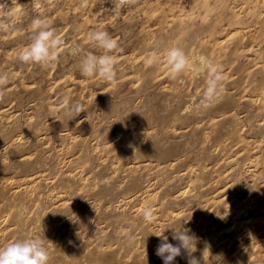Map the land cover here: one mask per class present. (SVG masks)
Listing matches in <instances>:
<instances>
[{
  "label": "rangeland",
  "instance_id": "rangeland-1",
  "mask_svg": "<svg viewBox=\"0 0 264 264\" xmlns=\"http://www.w3.org/2000/svg\"><path fill=\"white\" fill-rule=\"evenodd\" d=\"M82 3L0 0V148L22 136L0 149V247L35 237L49 264H164L154 234L175 245L168 228L183 226L201 264L206 244L219 264H264V0ZM37 17L65 41L48 69L17 59ZM98 29L118 41L115 83L83 77L68 52L103 54ZM172 47L223 69L213 107H198L205 76L169 78ZM65 98L86 111L69 121Z\"/></svg>",
  "mask_w": 264,
  "mask_h": 264
},
{
  "label": "clouds",
  "instance_id": "clouds-1",
  "mask_svg": "<svg viewBox=\"0 0 264 264\" xmlns=\"http://www.w3.org/2000/svg\"><path fill=\"white\" fill-rule=\"evenodd\" d=\"M34 0H31V5ZM132 0H114V7L119 9L129 5ZM49 5H54L55 0H47ZM30 5V6H31ZM83 7L88 6V0H83ZM33 35L30 43L18 55L19 63L29 66L37 65L43 69L54 67L61 55L60 49L65 46V41L57 34L50 23L37 17L31 24ZM0 30L8 31L7 23H0ZM88 39L98 49L103 50V54L95 55L91 52H84L78 45H73L68 52L73 57L79 58V71L85 78L99 77L103 82L115 83L116 81V57L113 55L119 47L118 41L103 29L91 32ZM157 53L151 52L147 59L149 66L156 63ZM164 61L168 68L170 79H177L186 71L195 72L198 76L206 77V87L199 100L198 107L207 110L213 107L219 100L223 88L225 76L222 68L216 67L213 62L201 56L198 61L190 59L189 55L180 47H172L167 50ZM9 84L7 73H0V94ZM64 115L70 120L75 119L81 112L86 111L80 102H69L68 98L63 100ZM56 119L55 116H49ZM62 122V121H61ZM104 183H108L107 180ZM142 217L145 223L153 222L154 212L151 207L144 208ZM172 230V239L177 243L169 242V238L164 234H154L160 238V243L156 249V255L160 257L164 264H174L176 257L182 253L186 255L188 264H201V260L193 254L197 251L198 238L191 229L183 226L179 228H168ZM208 255V259L205 256ZM202 258L204 264H219L222 256H211L210 248L206 244ZM50 254L42 238L26 237L16 239L0 247V264H49Z\"/></svg>",
  "mask_w": 264,
  "mask_h": 264
},
{
  "label": "bare ground",
  "instance_id": "bare-ground-1",
  "mask_svg": "<svg viewBox=\"0 0 264 264\" xmlns=\"http://www.w3.org/2000/svg\"><path fill=\"white\" fill-rule=\"evenodd\" d=\"M20 139H22V136H21V135H16V136L10 138L9 141H8V143H7V145H6L5 147H1L0 149H2V150H6V149H7V146H9L8 149H7V152H9L8 150L11 148V146H12L14 143L20 141ZM12 147H13V146H12ZM6 157H7V156H6Z\"/></svg>",
  "mask_w": 264,
  "mask_h": 264
}]
</instances>
